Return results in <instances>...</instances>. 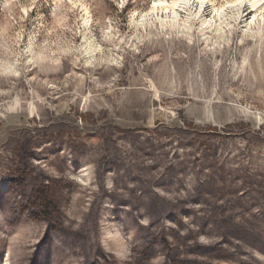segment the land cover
Here are the masks:
<instances>
[{
	"label": "rangeland",
	"instance_id": "374dc122",
	"mask_svg": "<svg viewBox=\"0 0 264 264\" xmlns=\"http://www.w3.org/2000/svg\"><path fill=\"white\" fill-rule=\"evenodd\" d=\"M152 2L0 0V264H264V25Z\"/></svg>",
	"mask_w": 264,
	"mask_h": 264
},
{
	"label": "bare ground",
	"instance_id": "6f19581e",
	"mask_svg": "<svg viewBox=\"0 0 264 264\" xmlns=\"http://www.w3.org/2000/svg\"><path fill=\"white\" fill-rule=\"evenodd\" d=\"M222 2L223 4L216 0H153L151 7L141 16V21L142 24L156 22L161 28H184L197 21L212 29L217 18L220 24L216 31L221 30L222 25H243L248 31L264 25V0Z\"/></svg>",
	"mask_w": 264,
	"mask_h": 264
},
{
	"label": "trees",
	"instance_id": "16d2710c",
	"mask_svg": "<svg viewBox=\"0 0 264 264\" xmlns=\"http://www.w3.org/2000/svg\"><path fill=\"white\" fill-rule=\"evenodd\" d=\"M19 189H20V190H23L24 187L21 185ZM44 210L46 211V209H44ZM44 218H47V216H44Z\"/></svg>",
	"mask_w": 264,
	"mask_h": 264
}]
</instances>
